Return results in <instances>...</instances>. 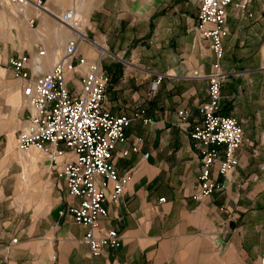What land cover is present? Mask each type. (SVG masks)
I'll list each match as a JSON object with an SVG mask.
<instances>
[{
  "label": "crops",
  "instance_id": "0c3cea01",
  "mask_svg": "<svg viewBox=\"0 0 264 264\" xmlns=\"http://www.w3.org/2000/svg\"><path fill=\"white\" fill-rule=\"evenodd\" d=\"M43 4L41 8L28 0L18 8L9 2L0 10V41L6 42L5 67L10 73V56L27 52L33 58L36 42L46 50L41 56L43 69H50L74 35L58 15L74 6L87 34L79 39V52L93 61L104 50L101 62L110 78L105 107L128 113L142 106L150 121L132 120L127 140L115 148L117 170L131 168L133 176L115 201L109 198L113 189L109 183L107 213L101 216L99 230L117 229L120 242L93 255L83 240L87 225L59 213L77 198L51 172L50 157L35 148L21 150L16 143L17 131L29 114L27 107L21 109L19 126L3 142L12 144L14 135L15 146L24 151L22 160L0 146V264H260L264 0H233L228 6L229 33L221 59L229 76L221 85V105L222 112L242 121L245 139L237 149L236 168L224 174L213 165L212 176L224 183L222 188L201 198L192 195L201 187L200 152L188 135V125L178 121V109L184 106L190 108L191 121L200 117L198 104L207 96L208 79L193 70L209 71L215 61L209 38L197 28V0H43ZM32 16L33 24L28 20ZM25 24L33 28L25 31ZM86 68L82 64L68 73L71 86L79 85ZM18 82L15 102L22 95ZM133 144L139 149L121 154ZM6 156L9 160L1 161Z\"/></svg>",
  "mask_w": 264,
  "mask_h": 264
},
{
  "label": "built area",
  "instance_id": "2783aa9c",
  "mask_svg": "<svg viewBox=\"0 0 264 264\" xmlns=\"http://www.w3.org/2000/svg\"><path fill=\"white\" fill-rule=\"evenodd\" d=\"M3 1L23 8L28 0H0V4ZM232 1L197 0V28L201 35L209 38L215 61L209 71L193 70L194 75L208 79L207 96L198 104L200 117L191 121L190 108L178 109V121L188 125V135L201 156L198 174L201 187L193 192L195 198L222 188L224 183L212 176L213 165L224 174L236 168L237 149L245 139L242 121L236 114L222 112L221 105V85L229 76L221 58L223 41L229 33L226 21ZM33 3L44 7L43 0H33ZM245 4L246 1L239 3L242 7ZM58 18L70 26L74 35L68 38L50 69L44 70L41 65V56L46 50L39 42H36L38 52L33 58L27 52H19L8 60L14 78L20 81L29 112L17 131L16 143L21 150L35 148L50 157L51 172L62 179L68 192L77 198L59 213L71 215L87 225L83 240L91 254L96 255L102 253L105 246L115 247L120 242L117 229L99 230L101 216L107 213L106 188L112 182L109 198L115 201L133 176L131 168L123 172L117 170L113 162L115 148L119 142L127 140L126 131L132 120L141 118L148 122L150 117L142 106L128 113L111 112L105 107L110 78L101 62L104 50L93 61L79 52V39L87 34L82 30L83 20L74 6L64 8ZM28 20L31 24L35 21L33 16ZM82 64H87V68L80 76V83L71 86L68 73ZM160 78L158 76L156 81ZM138 149L139 146L133 144L121 149V154ZM144 154L148 155V151ZM259 262L264 264V248Z\"/></svg>",
  "mask_w": 264,
  "mask_h": 264
},
{
  "label": "rangeland",
  "instance_id": "374dc122",
  "mask_svg": "<svg viewBox=\"0 0 264 264\" xmlns=\"http://www.w3.org/2000/svg\"><path fill=\"white\" fill-rule=\"evenodd\" d=\"M7 2L3 1L0 4V10L5 7L7 8ZM8 10V9H7ZM33 27H31L29 24H25V31L31 30ZM5 41H0V135H1V151L4 150L9 152L11 156L18 160H22L21 156L24 151H20L15 146V139L13 136L12 144H5L3 142V138L6 136V134H10L13 130H16L19 126L20 122V116H21V109H26V103H25V97L23 95H20L19 102H15L13 100V94L17 92L18 88V80L13 77V75L10 73V69L6 68V52L3 50L5 47ZM8 60V59H7ZM10 136V135H9ZM8 156V153H7ZM2 159L1 161L9 160L8 157ZM4 182L6 183L5 190L8 192V180L6 181L4 179ZM3 183V182H2ZM23 210V208H22ZM22 212V211H21Z\"/></svg>",
  "mask_w": 264,
  "mask_h": 264
},
{
  "label": "bare ground",
  "instance_id": "6f19581e",
  "mask_svg": "<svg viewBox=\"0 0 264 264\" xmlns=\"http://www.w3.org/2000/svg\"><path fill=\"white\" fill-rule=\"evenodd\" d=\"M18 8H20V7H18ZM81 33H83V32H81ZM84 34V33H83Z\"/></svg>",
  "mask_w": 264,
  "mask_h": 264
}]
</instances>
